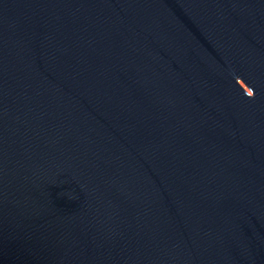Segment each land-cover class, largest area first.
Returning a JSON list of instances; mask_svg holds the SVG:
<instances>
[{
    "label": "water",
    "instance_id": "1",
    "mask_svg": "<svg viewBox=\"0 0 264 264\" xmlns=\"http://www.w3.org/2000/svg\"><path fill=\"white\" fill-rule=\"evenodd\" d=\"M0 264H264V0H0Z\"/></svg>",
    "mask_w": 264,
    "mask_h": 264
}]
</instances>
